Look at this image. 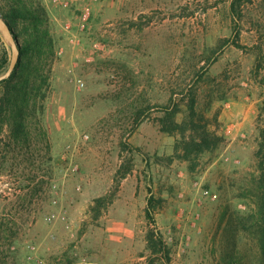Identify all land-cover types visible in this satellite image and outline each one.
I'll return each mask as SVG.
<instances>
[{"label": "rangeland", "instance_id": "374dc122", "mask_svg": "<svg viewBox=\"0 0 264 264\" xmlns=\"http://www.w3.org/2000/svg\"><path fill=\"white\" fill-rule=\"evenodd\" d=\"M40 2L54 54L28 140L15 141L8 125L0 132V264H149L151 229L171 247V264H219L230 254L261 264L245 225L260 173L264 0ZM0 38V59L5 45L12 63L1 28ZM190 92L201 107L211 103L225 135L195 172L170 161L177 136L156 121L164 106L185 108ZM151 192L164 198L156 223L145 211ZM104 195L112 202L93 219Z\"/></svg>", "mask_w": 264, "mask_h": 264}, {"label": "trees", "instance_id": "16d2710c", "mask_svg": "<svg viewBox=\"0 0 264 264\" xmlns=\"http://www.w3.org/2000/svg\"><path fill=\"white\" fill-rule=\"evenodd\" d=\"M0 15L9 25L19 51L10 76L0 81V132L8 125L11 128L10 135L15 141L28 140L30 130L27 119L33 110L37 113L41 110L38 108L37 100L46 98L44 89L48 84L49 76L45 72L54 54V40L49 27L48 13L40 0H0ZM235 45L245 48L238 42H235ZM10 63L8 48L3 45L0 74L8 69ZM191 92L188 99H184L185 108L181 103L164 106L160 110L161 116L156 118V121L163 133L177 136L170 161L177 159L186 162L188 170L195 172L202 163L203 155L216 151L225 141V135L218 130V112L212 117L208 116L211 103L201 107L198 96ZM144 113L145 110L140 108L136 112L137 120ZM180 115L181 118H178ZM259 132L260 146L256 151V157L259 159L260 173L255 183L256 209L248 216L245 229H249V226L254 229L261 264H264V106L259 114ZM126 146L125 142H122L123 150ZM4 148L3 141H0V151ZM125 165V163L122 164L118 170V174L122 177H126L131 171L129 167L125 169ZM163 201L164 198L156 197L151 192L145 209L151 222L156 223L155 209L161 207ZM111 202L112 199L108 195L96 198L90 207L93 219H98ZM146 238L147 247L151 253L149 264H156L157 261H162L159 262L160 264H171V247L163 234L159 230L151 229ZM222 259L219 264H238L239 262L233 254Z\"/></svg>", "mask_w": 264, "mask_h": 264}, {"label": "water", "instance_id": "95a60500", "mask_svg": "<svg viewBox=\"0 0 264 264\" xmlns=\"http://www.w3.org/2000/svg\"><path fill=\"white\" fill-rule=\"evenodd\" d=\"M0 28L3 31L4 35L6 36V38L12 43L14 54H15V58L13 59V62L11 63L8 72L6 74L0 75V81H1V80L10 76L11 72L14 69L19 51H18V45H17V41H16L15 37H14L12 31L10 30L9 25L7 24L5 19H3L1 17V15H0Z\"/></svg>", "mask_w": 264, "mask_h": 264}, {"label": "built area", "instance_id": "2783aa9c", "mask_svg": "<svg viewBox=\"0 0 264 264\" xmlns=\"http://www.w3.org/2000/svg\"><path fill=\"white\" fill-rule=\"evenodd\" d=\"M55 2L58 0H54ZM90 17V10L88 8H85L81 11L80 13V20H79V26L81 28H84L86 26V23L88 21ZM70 26L67 25V28H69ZM64 52V50H60V54H62ZM84 84L80 83L79 86L82 87ZM75 169H77V167H75Z\"/></svg>", "mask_w": 264, "mask_h": 264}]
</instances>
